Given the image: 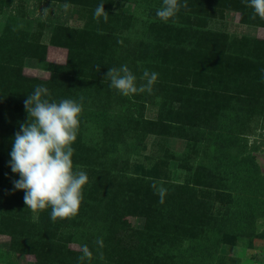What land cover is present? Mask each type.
I'll return each instance as SVG.
<instances>
[{"label":"rangeland","instance_id":"374dc122","mask_svg":"<svg viewBox=\"0 0 264 264\" xmlns=\"http://www.w3.org/2000/svg\"><path fill=\"white\" fill-rule=\"evenodd\" d=\"M186 2L164 22L162 0H0V264H81L85 244L83 264H264V19L247 0ZM121 65L138 86L158 73L152 93L110 87ZM39 85L83 97L72 160L89 179L55 222L9 166Z\"/></svg>","mask_w":264,"mask_h":264},{"label":"clouds","instance_id":"9594fccd","mask_svg":"<svg viewBox=\"0 0 264 264\" xmlns=\"http://www.w3.org/2000/svg\"><path fill=\"white\" fill-rule=\"evenodd\" d=\"M247 5L253 9L252 19L258 16L264 19V0H247ZM71 5L64 3L63 11L67 13ZM184 0H162L156 10V16L164 22L174 18L181 8H187ZM103 17L107 22L108 13L104 3L96 6L94 18ZM99 70V66H98ZM106 78L110 87L122 95L148 92L152 93L153 85L158 79V73L145 70L142 74L144 83L137 85V77L127 65L119 68H109ZM49 90L42 85L36 86L24 101L28 114L26 123H21L20 131L15 133L11 160L9 166L20 179L13 181L16 190L25 192L24 202L32 212L51 208L50 216L53 222L58 218L65 219L75 216L82 202V189L88 183L85 171L73 170L74 149L71 146L76 138L79 127V116L82 112L83 97L79 102L73 99H62L58 103L50 101ZM152 188L164 202L167 189L162 184L152 183ZM95 243L103 248V239ZM92 251L88 245H83L78 257L81 264L91 260ZM103 259V253H99Z\"/></svg>","mask_w":264,"mask_h":264},{"label":"crops","instance_id":"0c3cea01","mask_svg":"<svg viewBox=\"0 0 264 264\" xmlns=\"http://www.w3.org/2000/svg\"><path fill=\"white\" fill-rule=\"evenodd\" d=\"M234 23H235V25H237L235 21H234ZM238 25H240V24H238ZM250 28L256 29V31H262V30H264V28H260V27H250Z\"/></svg>","mask_w":264,"mask_h":264},{"label":"trees","instance_id":"16d2710c","mask_svg":"<svg viewBox=\"0 0 264 264\" xmlns=\"http://www.w3.org/2000/svg\"><path fill=\"white\" fill-rule=\"evenodd\" d=\"M243 23H246V22H244V20L243 19H240ZM260 26H263L264 27V23H262V24H260Z\"/></svg>","mask_w":264,"mask_h":264}]
</instances>
